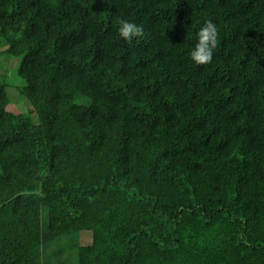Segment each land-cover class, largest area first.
Wrapping results in <instances>:
<instances>
[{
    "label": "trees",
    "instance_id": "16d2710c",
    "mask_svg": "<svg viewBox=\"0 0 264 264\" xmlns=\"http://www.w3.org/2000/svg\"><path fill=\"white\" fill-rule=\"evenodd\" d=\"M4 43L30 105L0 81V264L82 230L75 264H264V0H0Z\"/></svg>",
    "mask_w": 264,
    "mask_h": 264
},
{
    "label": "rangeland",
    "instance_id": "374dc122",
    "mask_svg": "<svg viewBox=\"0 0 264 264\" xmlns=\"http://www.w3.org/2000/svg\"><path fill=\"white\" fill-rule=\"evenodd\" d=\"M6 48V44L0 45V51ZM19 58L6 57L0 55V81H5L8 85L6 91L9 98L7 109L14 113H27L30 105L26 97L20 93L21 87L25 85V80L18 75L17 68ZM88 104V102H85ZM33 122H37V115L29 113ZM41 228H47V209L41 207ZM91 242V232L88 230L73 231L66 233L48 244L45 253L48 264H75L77 262L78 246L88 245Z\"/></svg>",
    "mask_w": 264,
    "mask_h": 264
},
{
    "label": "clouds",
    "instance_id": "9594fccd",
    "mask_svg": "<svg viewBox=\"0 0 264 264\" xmlns=\"http://www.w3.org/2000/svg\"><path fill=\"white\" fill-rule=\"evenodd\" d=\"M118 35L128 44H132L134 38L142 37L144 29L141 25L125 19L118 18ZM219 31L215 23L207 20L196 33V43L190 52V59L196 65H206L213 61L214 51L218 47Z\"/></svg>",
    "mask_w": 264,
    "mask_h": 264
}]
</instances>
